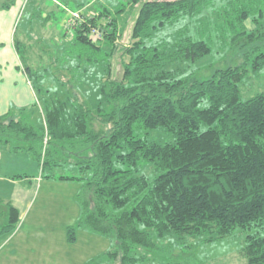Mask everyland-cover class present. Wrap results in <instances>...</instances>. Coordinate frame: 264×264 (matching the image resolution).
<instances>
[{"label":"trees","instance_id":"obj_1","mask_svg":"<svg viewBox=\"0 0 264 264\" xmlns=\"http://www.w3.org/2000/svg\"><path fill=\"white\" fill-rule=\"evenodd\" d=\"M3 1L7 10L17 0ZM64 1L68 74L55 77L63 90L38 89L44 135L25 111L9 112L0 116V148L18 153L41 140L34 152L45 167L76 169L60 179L84 182L79 225L113 242L102 261L137 264L171 236L208 245L240 230L247 264H264V93L244 99L241 89L264 71V0H127L135 15L124 47L126 7L112 18L109 8H89L93 0ZM214 46L241 63L202 79L199 63ZM155 130L173 139L141 136ZM0 206L2 238L20 212L1 198Z\"/></svg>","mask_w":264,"mask_h":264},{"label":"rangeland","instance_id":"obj_2","mask_svg":"<svg viewBox=\"0 0 264 264\" xmlns=\"http://www.w3.org/2000/svg\"><path fill=\"white\" fill-rule=\"evenodd\" d=\"M3 2L0 0V66L3 68V75L11 77L19 88H23L24 83H27L37 95L35 107L29 109L24 118L34 124L43 136L44 126L39 119L43 117L40 109L44 101L43 95L38 94V89L44 85L48 89L63 90L56 78L63 81L68 74L64 64L67 58L65 50L70 46V39L62 37L68 17L66 12L61 10V3L65 1L17 0L7 10L1 8ZM92 6L96 10L109 8L112 18L120 16L115 13L116 8L126 7L129 15L126 21L125 16L123 20L120 19V25H124L125 32L118 43L122 47L128 45L135 14L128 8L127 0H93L89 8ZM50 12L55 13L52 20L47 18ZM32 13L35 15L34 19H31ZM5 17L7 19H4ZM9 33L15 42L17 41L16 46L15 42L14 46H11ZM122 50L121 48L120 51ZM120 61L118 53L114 60L116 76H121L123 71ZM238 63L241 61L235 60L232 54L214 46L212 55L199 63V76L206 79L216 69ZM49 77H52L53 81ZM77 88L80 91L79 96L84 98L83 85L78 83ZM241 89L244 99L264 93V71L246 78L241 84ZM141 136L161 143L173 139L163 130L142 131ZM41 144V140L24 141L18 153L0 148V198L10 202L13 182L32 192L29 207L20 212L14 231L15 238H12L10 245L5 246L8 242L1 243L0 264H11L12 260L6 255L16 249L18 264H103L102 259L112 250L113 242L79 225L82 217L80 196L84 182L60 179L62 176H74L77 173L75 168L64 162L58 167H45L44 161L37 158L34 152L37 151L38 154L39 149L41 152ZM31 147L33 150H28ZM144 172L151 175L152 170ZM49 175L53 177L49 178ZM70 228L75 229L74 242L69 241ZM257 232L258 229L248 231L251 234ZM10 235L0 238V241H5ZM246 235L247 233L237 230L231 238L208 245L193 238L179 239L171 236L158 242L157 252H140L138 256L141 260L137 264H247L242 251Z\"/></svg>","mask_w":264,"mask_h":264},{"label":"crops","instance_id":"obj_3","mask_svg":"<svg viewBox=\"0 0 264 264\" xmlns=\"http://www.w3.org/2000/svg\"><path fill=\"white\" fill-rule=\"evenodd\" d=\"M4 19L7 18L5 17ZM12 31L13 30H11V32ZM9 35L11 38V46H14L15 39L12 38L11 33H9ZM36 100L37 95L27 83H24L23 88H19L17 84L11 79V77L3 75V68L0 66V116L9 112H13L16 114V116H18L22 110L25 111V113L22 112L23 115H25L29 109L35 107V103H37ZM12 184H14L13 192L9 198V201L14 204L19 212H24L25 209L29 207L32 192L18 186L15 182ZM14 233L15 232H13L9 238H6L5 241H0V247L1 243L5 242H8V244L5 246L10 245L12 238H15ZM6 256L12 260L11 264H18L19 257L17 249L16 251H9ZM1 257L2 256H0V258ZM40 262L42 263V261ZM102 263L112 264V262L109 261H103Z\"/></svg>","mask_w":264,"mask_h":264}]
</instances>
